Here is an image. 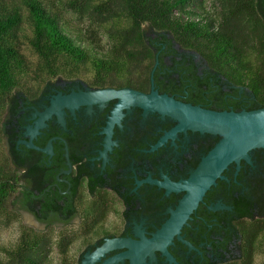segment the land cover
I'll return each instance as SVG.
<instances>
[{
  "label": "flooded vegetation",
  "instance_id": "1",
  "mask_svg": "<svg viewBox=\"0 0 264 264\" xmlns=\"http://www.w3.org/2000/svg\"><path fill=\"white\" fill-rule=\"evenodd\" d=\"M170 51L164 49L167 54L160 69L159 80H162L155 81V90L178 101L217 111L213 96L205 95L206 100L200 99V95L192 92L191 86L179 83L184 78L177 72L173 73L177 85H172L177 87H168L164 91L162 81L169 84V79H165L166 70L163 72V68H169L175 60L178 63H193L198 67L192 56L176 52L178 56L174 58V52ZM207 71L208 66L205 70H199L198 67L197 76L205 78ZM58 77L54 81L45 82L43 87L31 95L16 98L8 106L5 113L6 121H9L5 148L13 168L23 176L24 185L30 186L29 192H34L37 198L41 196L53 203L58 202L61 207L68 208V215L72 217L68 219L51 212L49 221L39 219L24 204V188L17 193L23 207L43 223L60 222L80 231L82 244L85 245L82 259L87 252H94L107 240H137L138 233L151 238L166 223L170 211L177 208L185 195V192L169 191L161 184L166 180L170 183L186 181L215 147L219 137L190 130L172 134L178 122L169 117L162 118L159 114L145 116L144 111L138 107L121 110L119 120H113V110L119 103V100L113 99L102 105H83L74 112L65 108V127L59 123L58 116L53 115L33 138V144L38 149H30L22 143L31 140L27 133L28 127H35L40 118L36 114L49 108L58 95L68 96L105 89H134L126 85L104 86L106 82L92 76ZM134 90L150 93L152 84L148 90ZM224 90L229 92L228 97L235 98L242 105L244 90L241 89L236 97L228 86ZM230 98H226L224 103ZM228 104V109H221L235 111L234 105ZM164 139L165 142L156 148ZM49 144L52 152H43ZM261 150H253L250 154L252 164L242 161L239 171L235 164L230 165L224 173L227 179H219L217 185L207 192L198 209L182 228L181 237L185 243L177 236L174 244L168 248L176 262H167L166 257L158 252L157 262L147 260L146 264L238 262L242 235L237 231L236 223L260 220L264 225V213L259 211L258 197L250 192V184L245 185L242 181L244 176L255 181L264 178V153ZM239 199L243 206L253 209V216L238 217L236 204ZM87 220L95 224L89 234L92 236V239H88L90 242L86 241L88 235L84 234L83 228ZM68 231L75 236L73 230ZM261 240H264V233ZM125 251H111L102 262ZM120 264L131 263L125 260Z\"/></svg>",
  "mask_w": 264,
  "mask_h": 264
},
{
  "label": "trees",
  "instance_id": "2",
  "mask_svg": "<svg viewBox=\"0 0 264 264\" xmlns=\"http://www.w3.org/2000/svg\"><path fill=\"white\" fill-rule=\"evenodd\" d=\"M66 4L79 15L100 14V18L106 15L104 19L112 29L107 48L88 40L81 31L74 32L59 0H0V216L7 211L9 199L24 188V204L39 219L49 221L51 212L72 217L68 208L58 202L37 198L34 192H29L30 186L24 185L23 176L13 168L5 148L9 121L4 120V115L8 106L16 98L43 87L46 82L43 75L55 79L88 74L106 82L104 86L126 85L148 90L153 74L154 84L162 80L160 69L167 54L164 49L174 52L175 58L178 55L174 48L179 45L202 58L209 68L208 75L200 79L198 67L193 63L175 60L169 68H163L165 79H169V84L162 81L164 91L177 87L172 86L177 85L173 76L177 72L184 78L179 83L191 86L200 99L213 96L217 111H230L222 110L228 109V103L234 105L235 112L264 108V0H217L216 15L207 9L206 0H67ZM25 11L30 35L25 30ZM148 32L159 36L151 39ZM26 46L39 58V68L33 67ZM225 86L234 97L244 90L242 105L228 97ZM226 98H230L228 103H224ZM246 178L242 181L250 184V192L258 197L259 211L263 214L264 178L257 181ZM236 206L239 218L254 215L253 209L243 206L240 199ZM87 222L83 228L88 235L86 241L90 242L89 234L95 224ZM235 227L242 241L238 262L232 264H254L258 250L262 249L264 254L262 221H238ZM75 242V236L66 229L53 235L52 231L22 226L21 237L14 247H4L0 242V264H76L70 254ZM54 249L59 254L57 263L52 260ZM81 259L80 256L77 264Z\"/></svg>",
  "mask_w": 264,
  "mask_h": 264
},
{
  "label": "water",
  "instance_id": "3",
  "mask_svg": "<svg viewBox=\"0 0 264 264\" xmlns=\"http://www.w3.org/2000/svg\"><path fill=\"white\" fill-rule=\"evenodd\" d=\"M158 62L156 63V67ZM154 73V72H153ZM117 99L119 103L113 110V120H119L121 110L141 108L145 116L159 114L162 118L169 117L178 122L172 134L187 130L210 134L220 137L215 147L204 157L199 166L191 172L189 178L183 183H170L168 180L163 187L169 191L185 192L175 210L170 211L166 223L151 238L138 233L137 240L117 238L107 240L94 252H87L80 264H120L129 260L131 264H146L147 260L157 262V253H162L167 262H176L168 248L174 244L175 237L180 241L182 228L191 219V215L198 209L205 195L212 187L217 185L229 166L235 164L237 171L241 169V162L252 164L251 152L257 149L264 150V108L258 110L215 111L184 103L168 95H161L154 86L152 75V91L143 93L134 89H105L85 93H75L68 96L58 95L57 99L43 113H37L40 118L35 127H28L27 133L30 141H23L28 148L38 149L33 144V138L40 129L46 126V121L57 115L59 123L65 127V108L74 112L80 106L102 105L110 100ZM113 122V121H112ZM111 125L110 127H112ZM171 135V134H170ZM164 139L158 146H161ZM43 152L51 153V144ZM154 183L159 184L154 181ZM185 243V241H183ZM126 249L125 252L106 259L111 251Z\"/></svg>",
  "mask_w": 264,
  "mask_h": 264
},
{
  "label": "rangeland",
  "instance_id": "4",
  "mask_svg": "<svg viewBox=\"0 0 264 264\" xmlns=\"http://www.w3.org/2000/svg\"><path fill=\"white\" fill-rule=\"evenodd\" d=\"M59 1L63 3V5H60V8L63 9L62 13L65 19L67 20V22L69 23V25L73 28L74 32L81 31L82 35H85L88 38V40H94L100 43L101 46L106 48L109 46L110 42H109L108 34L109 32H112V29L109 28L110 23L104 19L106 15L105 17L103 16L102 18L99 17L100 14L93 15L92 17L86 15H79L73 12L71 9H69V7L67 8V4H66L67 0H59ZM206 7L209 11L213 12L214 15H216L219 11L217 0H206ZM95 12H99V11L95 10ZM24 15L27 20V23L25 25V30L27 31V35H30L31 27H30L29 19H27L28 12L25 11ZM147 36L151 39H155L159 36V34H156L154 32H148ZM174 49L178 52V54L192 56L194 62L199 67V70H203V69L205 70L207 68L206 63L202 60V58L198 54L189 51H184L179 45H175ZM25 52L28 55L31 63L33 64V67L35 69L39 68L40 62L37 55H35L28 46L25 47ZM48 76L46 77L45 75H43V78L46 82L48 80L49 81L53 80L50 76L48 78ZM90 76L88 74H82L80 78H90ZM59 78L60 77L56 78L55 82H57ZM4 119L6 120L5 115H4ZM22 226H29L41 232L52 231L53 235H57L61 230H65V229L71 231L73 230L76 236L75 237L76 242L72 247L70 254L76 264L80 259V256L84 252L85 245L82 244L81 241L82 234H80V231H78L75 228H71L69 224H62L60 222L54 223V221H51L49 223L41 222L40 220L37 219V217L33 213L29 212L27 209L23 207V203L20 198V195L16 194L9 199V202L7 204V211L4 213V215L0 216L1 244L4 247H14L18 243L21 237ZM58 258H59V254L57 250L54 249L52 254L53 262L57 263ZM254 264H264V254L262 249L258 250Z\"/></svg>",
  "mask_w": 264,
  "mask_h": 264
}]
</instances>
